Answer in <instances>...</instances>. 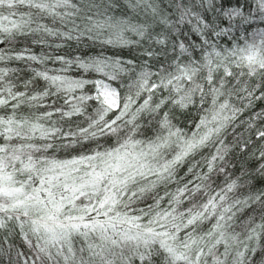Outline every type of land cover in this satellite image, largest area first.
<instances>
[{"label": "snow or ice", "instance_id": "obj_1", "mask_svg": "<svg viewBox=\"0 0 264 264\" xmlns=\"http://www.w3.org/2000/svg\"><path fill=\"white\" fill-rule=\"evenodd\" d=\"M0 264H264V0H0Z\"/></svg>", "mask_w": 264, "mask_h": 264}, {"label": "trees", "instance_id": "obj_2", "mask_svg": "<svg viewBox=\"0 0 264 264\" xmlns=\"http://www.w3.org/2000/svg\"><path fill=\"white\" fill-rule=\"evenodd\" d=\"M183 126V125H182ZM229 139H231V137H229Z\"/></svg>", "mask_w": 264, "mask_h": 264}]
</instances>
